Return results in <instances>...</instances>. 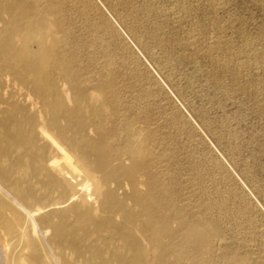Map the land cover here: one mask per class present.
Instances as JSON below:
<instances>
[{
    "label": "bare ground",
    "instance_id": "obj_1",
    "mask_svg": "<svg viewBox=\"0 0 264 264\" xmlns=\"http://www.w3.org/2000/svg\"><path fill=\"white\" fill-rule=\"evenodd\" d=\"M72 1L86 17L97 8ZM58 5L0 0V264H208L216 228L170 213L151 134L131 122L122 145L110 143L115 91L103 76L84 85ZM124 180L131 189L121 196Z\"/></svg>",
    "mask_w": 264,
    "mask_h": 264
},
{
    "label": "rangeland",
    "instance_id": "obj_2",
    "mask_svg": "<svg viewBox=\"0 0 264 264\" xmlns=\"http://www.w3.org/2000/svg\"><path fill=\"white\" fill-rule=\"evenodd\" d=\"M92 1L89 17L72 0L58 6L84 85L103 76L115 91L110 143L122 145L131 122L151 134L170 213L216 228L208 264H264V0ZM130 189L124 180L119 194Z\"/></svg>",
    "mask_w": 264,
    "mask_h": 264
}]
</instances>
